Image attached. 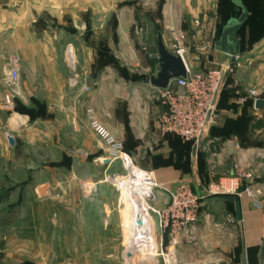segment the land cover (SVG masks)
Returning a JSON list of instances; mask_svg holds the SVG:
<instances>
[{
	"label": "crops",
	"instance_id": "crops-1",
	"mask_svg": "<svg viewBox=\"0 0 264 264\" xmlns=\"http://www.w3.org/2000/svg\"><path fill=\"white\" fill-rule=\"evenodd\" d=\"M218 5V0H0V225L5 224V228L14 225L4 216L16 213V206L21 207L23 214L27 210L38 213L37 205L46 202L43 198L57 203L55 211L64 205L68 214L77 212L81 217L87 210L107 212L106 204L102 206L103 202H99V191L90 195L89 191L82 190L79 202L80 197L68 189L61 195L65 200L59 201L57 197L61 196L55 193L53 197L51 192L55 180L50 182L52 172L47 171L50 177L37 179L38 166L49 160L40 149L44 135L46 138L48 134L47 123L39 116L33 119L22 116L21 124L17 125L2 105L3 77L8 73L10 56L18 54L21 58V100L27 104L33 96L37 101L47 102L51 111H63L65 132L79 136L82 150L70 156V164L84 163L87 156L84 150L95 153L102 147L88 130L86 115L84 119L78 118L76 108L93 106L102 119L100 109L109 103L107 106L113 113L107 125L128 141L123 127L129 129L134 139L129 144L131 151L138 155L142 145L149 151L138 165L147 170L157 167L154 174L162 187L158 194L163 199L156 207H165L163 200L169 194L164 188L174 190L181 181L190 183L197 192H205L211 181L233 189L225 195L209 196L203 202L198 221L193 225L196 243L181 239L177 247H170L169 237L158 235V241L165 250H171L177 264H241L243 241L248 264L261 263L264 258V203L262 208H257L252 198L242 192V181L235 177L234 165L255 172L253 188L262 191L260 199L263 202L264 108L256 109L255 101L253 105L239 103V98L247 88L254 86L260 88L264 98V36L241 53L240 58H244L242 74L248 81H231V85L226 86H231V91L222 96L216 127L205 136L196 154L194 150L188 153V143L182 141L176 146L174 137L162 135L159 117L164 106L158 89L146 82L159 69V34L167 45L170 27L191 34L189 31L196 28V20L201 21L206 30L215 27L217 31ZM215 37L216 34L214 40ZM93 38L101 41L91 44ZM104 50L111 56L109 64H103L108 60L103 56ZM197 52L199 47L194 43L189 53ZM229 58L212 48L208 61L198 60V63L200 68L208 69ZM95 60H101L97 69L92 66ZM186 60L189 65L195 63V58L186 57ZM73 68L77 71L75 82L69 81L74 74ZM88 87L89 92L84 89ZM240 115L250 118L247 143H242L236 133H228L224 127L228 120L236 121ZM10 137L14 145L9 143ZM153 145L165 152L171 150L170 157H163H168L169 161L151 154ZM209 147L213 150H208ZM102 159L98 157L93 161L97 164ZM54 160L59 161V158ZM21 170L24 176L19 178L17 173ZM66 182L68 186L70 180ZM56 183V189L63 188L64 182ZM13 198L17 199L15 205ZM19 198L21 203H18ZM91 198L97 201L90 204ZM239 211L241 221L237 218ZM148 245L140 244L144 250L138 251L147 253Z\"/></svg>",
	"mask_w": 264,
	"mask_h": 264
},
{
	"label": "rangeland",
	"instance_id": "rangeland-1",
	"mask_svg": "<svg viewBox=\"0 0 264 264\" xmlns=\"http://www.w3.org/2000/svg\"><path fill=\"white\" fill-rule=\"evenodd\" d=\"M248 1L250 2L252 0ZM216 24L218 25V23ZM189 32L191 34H198L197 42L195 43L199 47V52L195 54L188 53L186 57L191 60L195 58L194 65H199L200 63L198 62L201 60L208 61V55L213 48L212 41H214L215 32H217L215 27L212 30L211 28L210 30H206L200 21L194 31ZM244 35L246 43L248 44L251 36H249L247 30ZM99 41H101L100 38H93L90 40V42H92L91 44L98 43ZM14 55H11L9 59H12ZM239 59L241 60V65L232 66L233 70L227 71L226 74H224L223 89L227 85H231L230 81H248V77L242 74V61L244 58L241 57ZM229 60L227 62L230 64L232 60L230 58ZM99 65H101V60H95L92 63V66L96 69ZM10 68L11 63L9 69ZM73 73V77L69 79V81H72V79L74 81L76 79L77 75L75 73H77V71L75 68H73ZM20 81L21 79L19 76L14 84L8 85L5 83V76L3 77L4 99L2 105L8 110L10 118L13 122H16L17 125H19L22 116L33 119L34 117L30 115L31 111L40 112L39 115L41 113L43 114L39 117L42 119L44 118L43 121L47 123L45 127L48 134L46 138L44 135V141L40 144V149L49 160L38 166L37 171H39V176H37V179L40 181L44 177H50L47 176V171L52 172L53 176L50 182L55 179L51 189L53 197L55 193L56 196H61L64 195L63 193L66 194L68 189H71L80 197L78 198L80 202L79 199H81L82 190L89 191L90 195L93 191H99L101 194L99 202H103L101 203L102 206H104V203L106 204L107 212L102 213L101 210L97 209L95 211L87 210L85 213L82 212V217L80 215L81 213L78 214L77 212L72 215L71 213L68 214L66 206L64 205L55 211V205L57 203L53 204L52 200L49 201L50 199L46 198L42 199L46 202L37 205L38 213L36 214L30 213L28 210L26 214H23V212L20 213V210H22L21 207L16 206L14 207L16 213L4 216V219L7 217L10 223H14V225H8L9 227L6 228L4 227L5 224L3 226L0 225V264H158L160 258L155 257V255L149 256L148 252L141 253L137 251L132 254L134 258L130 259L128 257V247L131 244L130 242L134 241L133 239L135 237L132 238L134 236V229L132 236L130 230L132 226L131 220H133L129 215L131 203L126 199V193L130 191L124 188L125 186H123L122 183L119 184V179L127 173L121 163L115 161L111 166H107L105 163L97 161L96 164L93 160L98 159V157L106 158V149L102 146L99 147L100 150L95 153H92L91 150H84L87 155L84 163L70 164V156L78 155L77 153H80L82 150V143L79 136L77 134H67L65 132L66 119L63 111H51L49 110L47 102L37 101L33 96L29 98V103L27 102V104H25L20 98L22 95L21 87L19 86ZM256 82L257 81H255V83ZM230 87H227V89L230 90ZM252 88L260 90L257 86L249 89ZM89 90L90 87H88V92ZM247 90L248 88L245 91ZM108 104L109 103H106V107L103 106L100 109L102 119L99 117L98 111H96L93 106L90 107L93 108L97 117L105 127L123 142L125 151L130 153L129 144L131 145L133 143V136H131L129 129L123 127L124 135H126L130 141L123 139L107 125V121L112 118L111 114L113 113V111L109 109V106H107ZM87 109V105L81 109L76 108L75 112L78 114V118L84 119V114L87 117ZM88 130L96 138L97 142V140H99L97 136L90 128ZM10 135L11 134L8 133V136ZM204 138L205 137L199 140L201 144L195 151V154L201 149ZM199 141H195L186 146L188 153H192L194 146ZM210 148L213 150L212 147H209L208 150H210ZM170 152L171 150H168V152H165L164 149L160 150V148L155 145L151 148V154H157L158 159V155H160L162 161H165L163 159H169L168 157L171 155ZM166 155L168 157L163 158L166 157ZM54 158H59V161H55ZM75 161H77V159ZM155 168L157 167H154V170H156ZM154 170L148 169L147 171L154 174ZM21 171L17 173V177L19 178L24 176V170ZM68 180H70V184L67 186L66 181ZM58 181L64 182L63 188L59 187L56 189L55 183ZM57 198H59V201L62 199L65 200V196H63V198L62 196ZM13 199V201L16 200L13 203L15 205L17 199ZM21 200L19 198L18 203H21ZM95 201L97 200L91 198L89 203L92 204L95 203ZM137 204L141 208L143 207L141 202ZM18 211L20 214H18ZM120 223H122L124 227L123 230ZM145 233L146 231L143 232V235ZM135 239L137 240L136 246H138V249L144 250V246H140V244L148 245L145 236H140Z\"/></svg>",
	"mask_w": 264,
	"mask_h": 264
},
{
	"label": "built area",
	"instance_id": "built-area-1",
	"mask_svg": "<svg viewBox=\"0 0 264 264\" xmlns=\"http://www.w3.org/2000/svg\"><path fill=\"white\" fill-rule=\"evenodd\" d=\"M197 25H199L198 20L195 21V26ZM169 33L166 46L170 52L182 57L187 75L170 80L167 88H157L158 97L164 106L159 117L160 132L162 135H177L185 141H199L208 134L210 128L216 125L219 119L218 104L223 89L224 74L232 71V66L241 65L240 55L230 56L232 60L230 64L229 60V62L217 64L208 69L200 68V65H189L186 55L197 41L198 34H188L185 30H177L173 27H170ZM10 63L11 68L5 76V83L8 85L14 84L19 78L21 65L19 55H14ZM84 89L88 90V88ZM258 98H262L258 89H248L239 98V103L255 101ZM86 114L89 128L106 149L105 157L110 162L119 161L127 172L121 177H126L123 181L119 179V184L122 183L128 188L132 186L136 191L142 190L141 201L148 217L147 223L141 217L142 228L144 227L146 231L145 238L148 237L147 233L153 238L152 249L148 251V255L159 257L158 264H177L171 250H165V247L158 241L157 232L158 235L169 237L170 247H177L181 239L196 243L193 225L198 221L203 202L209 196L225 195L233 189L226 184L211 181L205 192H197L193 190L190 183L181 181L174 190L164 188V191L169 194L168 198L163 200L165 207H156V203L163 198L158 194L162 187L154 174L142 169L135 162L133 155L125 151L123 142L105 127L93 108H88ZM234 173L236 178L249 183L242 192L252 198L257 208H262L263 202L260 198L263 193L260 189L253 188L256 179L255 172L236 164ZM229 220L232 221L231 218ZM137 225H139L138 222ZM128 253L130 259L134 258L131 252ZM260 264H264V258Z\"/></svg>",
	"mask_w": 264,
	"mask_h": 264
},
{
	"label": "water",
	"instance_id": "water-1",
	"mask_svg": "<svg viewBox=\"0 0 264 264\" xmlns=\"http://www.w3.org/2000/svg\"><path fill=\"white\" fill-rule=\"evenodd\" d=\"M234 3L239 6L242 10V13L238 16L231 17L223 26L222 31L217 39L213 41V48L219 52L227 54L229 56H238L242 51V40L239 37V31L245 26L247 19L249 17L248 8L239 0H234ZM158 63L159 69L155 75H151L146 82L151 84L156 88H167L170 80L185 77L187 75L186 65L181 56L175 55L169 51V49L164 44L162 34L158 36ZM255 108L263 109L264 108V98H258L255 100ZM14 139L9 138V143L14 145ZM201 142L199 141L194 146V153L197 148L200 146ZM148 148L146 146H141L139 148V154H134L135 162L139 164L146 159L148 155ZM103 163H109L108 158H103L101 160ZM238 220L241 221L242 217L240 211L238 212ZM138 224L143 226V220L141 216H138ZM241 264H248L247 262V253L246 246L243 241V256Z\"/></svg>",
	"mask_w": 264,
	"mask_h": 264
},
{
	"label": "trees",
	"instance_id": "trees-1",
	"mask_svg": "<svg viewBox=\"0 0 264 264\" xmlns=\"http://www.w3.org/2000/svg\"><path fill=\"white\" fill-rule=\"evenodd\" d=\"M239 1H241L249 10V17L247 19V22H246L245 26L239 31V37L242 40V51H241V53H242L244 50L252 47L253 44L255 42H257V40H259L260 38H262L264 36V10H263L264 9V0H252L250 2L248 0H239ZM218 2H219V5H218L219 22L217 25V32H216L215 39H217L219 37L224 24L231 17L238 16L242 13L241 8L234 3V0H218ZM246 30H247L249 36H251L248 44L246 43L245 35H244ZM104 51H106V52H104L103 56L105 55L106 57H108L107 50H104ZM105 63L106 64L111 63V56H109L108 60H106L103 64H105ZM230 91H231V89L228 90L226 87L223 89V91L221 92V95H220L218 107H220L222 96L225 95L226 93H229ZM226 96H229V95L227 94ZM245 104H247V105L252 104L253 105V100H249ZM219 110H220V108H219ZM39 113H37L36 111L35 112L31 111L30 115H31V117L43 115L42 113L39 115ZM249 121H250L249 116L240 115L236 121L232 122L231 120H228L224 127H226V130L228 133H232V134L236 133L237 134L236 136L240 137V140L242 143H247L249 139H247V137H246L247 136L246 131H247V128L249 125ZM215 127L216 126L213 125L209 131H211V133H212V131H214ZM166 135H167V137H171V136L174 137V139H175L174 144L176 146H179L182 143V141H184L185 143H188V144L194 143L193 141H185L181 137L174 135V134H166ZM129 152L132 155L135 154V151H131V149L129 150ZM171 159H172V157H171ZM176 159H177V157H176ZM165 161H169V159L165 160ZM246 185H249V183L246 181H242L240 189L241 190L244 189V187ZM193 190H195V189L193 188Z\"/></svg>",
	"mask_w": 264,
	"mask_h": 264
},
{
	"label": "bare ground",
	"instance_id": "bare-ground-1",
	"mask_svg": "<svg viewBox=\"0 0 264 264\" xmlns=\"http://www.w3.org/2000/svg\"><path fill=\"white\" fill-rule=\"evenodd\" d=\"M126 177H123V178H120V180H124ZM124 188H126L128 191H130V192H128V193H126V199H128L129 200V202L131 203L130 204V211H129V215L132 217V219L133 220H131V222H132V226H131V228H130V230H131V236L133 235V229H134V236L132 237V238H138V237H140V236H145V234L143 235V232L145 231L143 228H142V226H140V225H137V216L138 215H141V217H143L144 219H145V221H146V223H147V213H146V210H145V208H144V205H142L143 207L141 208L137 203L138 202H141L142 203V198H143V193L141 192L142 190H140V191H136V190H134L133 189V187L131 186H129V188L128 187H124ZM143 204V203H142ZM132 212V213H131ZM147 235H148V237H147V241H148V243H149V245H148V248H147V250L149 251L150 249H152L151 248V241H153V238L151 237V235H149L148 233H147ZM133 239L134 241L132 242H130L131 244H130V246L128 247L129 249H128V251L127 252H137L139 249H138V246H136V242H137V240L136 239ZM132 254V253H131Z\"/></svg>",
	"mask_w": 264,
	"mask_h": 264
}]
</instances>
